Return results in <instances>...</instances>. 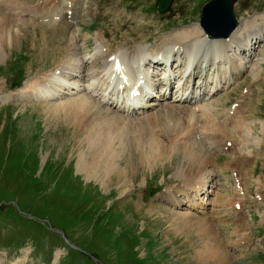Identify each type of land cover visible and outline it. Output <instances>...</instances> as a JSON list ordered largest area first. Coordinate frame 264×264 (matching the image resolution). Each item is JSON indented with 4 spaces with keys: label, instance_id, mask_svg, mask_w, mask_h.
Masks as SVG:
<instances>
[{
    "label": "rangeland",
    "instance_id": "374dc122",
    "mask_svg": "<svg viewBox=\"0 0 264 264\" xmlns=\"http://www.w3.org/2000/svg\"><path fill=\"white\" fill-rule=\"evenodd\" d=\"M45 1L26 22L13 13L0 15V264H200L204 245L213 242L231 255L232 264H264V252L243 253L246 259L237 260L241 255L234 249L247 231L256 246L264 236V42L242 84L217 96L216 104L197 109L167 103L149 117L116 114L124 133L104 129L88 139L68 111L88 119L96 109L66 106L84 94L52 104L5 97L31 80L62 73L57 69L64 61L82 66L94 79L121 47L157 53L170 38L200 27L201 8L209 0H174L167 13L157 10L158 0ZM12 2L0 6L18 3L13 12L20 14L23 6L40 5V0ZM66 12L75 19L65 18ZM235 14L239 30L264 23V0H237ZM11 26L21 35L12 43L5 36ZM86 56L89 64L82 61ZM87 77L71 83L82 85ZM240 102L246 109L231 114ZM58 103L63 105L53 111ZM97 149L114 162L115 172L124 173L121 180L112 175L107 185L78 172L79 159H92ZM205 181L215 186L205 215L173 210L158 200ZM238 203L242 210H236Z\"/></svg>",
    "mask_w": 264,
    "mask_h": 264
},
{
    "label": "bare ground",
    "instance_id": "6f19581e",
    "mask_svg": "<svg viewBox=\"0 0 264 264\" xmlns=\"http://www.w3.org/2000/svg\"><path fill=\"white\" fill-rule=\"evenodd\" d=\"M6 1L8 2L10 0ZM10 3H13L12 0ZM16 4H14V6L11 5L9 7H7L6 5H4V7L0 6V15L6 16L4 12L7 14L13 13L16 14L20 20L26 22V15L33 16L35 14V10H37L36 12L38 13V10L42 8V5L40 4L35 8L33 7V9L31 7V9L26 10V7L24 8V6L22 5L23 3L21 2V6H23V8L21 9L25 11L22 12L21 9L18 8L20 9L19 13L21 12L20 14H18L13 12V9L15 8ZM18 9H16V11ZM59 14L61 13L58 12L57 15ZM247 23H245L244 25H246ZM252 25V28L244 27L241 30L237 28L238 30L234 32L229 39H210L200 27L190 31H182L176 36V38H170L171 40L167 41L164 47L157 53L150 51L143 46H138L134 50H127V48L126 50H123L124 47H121L115 50L113 54H110V57L106 60V65L103 69V72H101L103 73V76H96L94 79H89L87 77L85 69L82 66L76 67L74 65H69L72 68L71 70L70 68L64 66V64L66 63L64 61L59 67H61V70H64L65 72H52L49 76L45 75L43 80H31L28 82L25 88L20 89V91L17 93L12 92L9 96H6L5 98L8 100L18 96L21 101H30L31 99H38L42 102L44 101V103L52 104L54 103V101L67 99V97H73L74 95L79 96L80 93L85 91L86 94H84L85 96H83V98L79 96L81 98L77 101H71L72 103L66 101L68 102L66 106H76L81 110L93 108L96 109V113L88 119H84V115L80 114V112L78 113V111H74L72 109V112L68 111V113H72L76 125L82 131H85L86 138L88 139L94 138L98 132L104 129L109 131L113 129L117 131L121 130L120 126L123 123L120 121V117L133 118L139 116L142 117V115L148 116L153 110L163 106L164 103L165 105L168 103L170 104V106H189L191 108L194 107L197 109L199 107H205V104L207 103L216 104L215 97L221 92H225L226 95L231 92L230 89L232 88V86L237 84V81L239 80L240 76L247 69L246 65L248 63L252 64V55L257 49L256 44L261 43V41L264 40V23L261 22L260 24H257V22H255ZM5 36L8 37V39L12 43L15 42L21 35L15 27L11 26L10 30L6 31ZM0 38L4 39L1 34ZM71 38H73L76 43L78 42L76 39V35L75 37ZM71 38H69V40H71ZM74 46L72 45L73 48ZM69 47L71 46L69 45ZM70 50V48L69 50L66 49V55ZM235 50L239 51V55L233 54V58L230 61L231 65L229 70L222 72L220 67L226 64L225 53L233 52ZM1 51H3V49H1ZM160 54L172 55L177 59L179 58V56H181L184 61L179 66H176L175 69L171 71V73H168L167 70L161 68V64H157L156 68H153L150 65H153V61L151 60V58L156 59ZM243 54L248 55V57L246 58L247 61L241 58ZM90 59L91 58H88L86 56L82 58V61L84 62V64H89ZM113 67L116 69L114 70ZM151 69L158 70V72H162V76L158 78L159 75H155L154 71L151 72ZM259 75L260 73L257 76ZM86 77L88 79L85 83L89 82L87 85H73L74 82L71 83L77 78H80V80L82 79L84 81ZM176 77H178L179 80V87H181L182 85H185V87L183 91L177 90L176 93L178 94V96H176L175 98L172 97L169 92L167 93L165 87L167 85V81L171 82ZM185 77H187V79H185ZM101 79H103V82H101ZM196 79L199 85L197 87L195 86V84L191 86L192 81H195ZM89 80L93 81L90 82ZM138 83H141L140 85H138L137 90V92L140 93H138V95L135 94L133 96H130V87L135 86ZM114 85H117L118 87L116 88L121 90L122 92L117 91V89L113 87ZM140 86L144 87V90H141ZM159 90L160 94H158ZM94 97H97L99 99L98 103L94 100ZM242 98L244 99L243 102H249V100H247V97L243 96ZM217 104L223 106L225 102L223 103V105H221L219 102H217ZM62 105L63 104L61 103L54 104L52 106L53 111H58ZM242 105L243 103H238L235 107L229 109V112H231L232 114V111H236L237 109H246L245 107H242ZM48 106L51 107L50 105ZM104 106L113 108L115 113L110 111L109 109L103 108ZM171 108L173 109V107ZM208 109L210 110V107ZM238 112L239 114L242 113L240 112V110H238ZM116 114L120 117H117ZM109 116H111L112 119ZM235 118L236 117L232 118V123L236 125V121H234ZM121 132L124 133L123 130H121ZM155 138L157 139V137ZM106 141H108V138L106 139ZM174 143L176 144V142ZM189 147L191 148L192 146H188L187 148ZM151 152L152 153H150V157H154L153 153H156L157 151L153 150ZM92 153V159L87 160L81 158L79 159L76 167L78 172L82 173L87 181L95 180L109 185L110 183H112V175L116 176L118 178V181L123 178L124 173L122 171H119L118 173L115 172L113 169L115 167L113 165L114 162H107V159L105 157L106 155L102 156L101 153H99V149ZM191 154L195 156L197 155L195 153ZM207 187L209 186L206 184V182H199L196 184V186L193 187L195 189H191V192H195L194 195L197 197L198 195H203V192L206 193ZM124 194L125 192L122 195ZM178 195H180V193L176 194V196ZM176 196L171 197L170 192H168L163 194L159 198L160 201H170V203L175 208H182V206L187 203L189 204L186 205V208H193L196 205V203H194L193 200L190 199L192 195H190L188 192L185 196L186 198H188V200H183L182 198L178 197L176 198ZM202 213L204 214V212ZM213 225L214 224H212V226ZM238 226L240 229H242L243 227L241 224H239ZM239 240L244 241L243 238ZM213 243H207L204 245V254L202 256H199V258L203 260L202 262H200V264H232V262L229 260L231 258V255L227 253L222 254L220 252L221 246Z\"/></svg>",
    "mask_w": 264,
    "mask_h": 264
},
{
    "label": "water",
    "instance_id": "95a60500",
    "mask_svg": "<svg viewBox=\"0 0 264 264\" xmlns=\"http://www.w3.org/2000/svg\"><path fill=\"white\" fill-rule=\"evenodd\" d=\"M172 0H161L159 5L166 11ZM236 0H211L202 8L201 27L211 38H228L238 22L234 12Z\"/></svg>",
    "mask_w": 264,
    "mask_h": 264
}]
</instances>
